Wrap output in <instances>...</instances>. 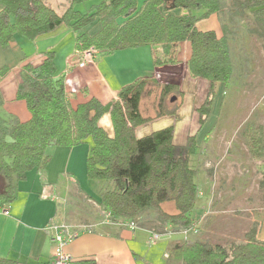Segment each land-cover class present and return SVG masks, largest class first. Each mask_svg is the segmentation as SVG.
I'll return each mask as SVG.
<instances>
[{
    "label": "trees",
    "instance_id": "trees-1",
    "mask_svg": "<svg viewBox=\"0 0 264 264\" xmlns=\"http://www.w3.org/2000/svg\"><path fill=\"white\" fill-rule=\"evenodd\" d=\"M84 1L69 0L57 12L44 0H0V48L8 49L16 36L34 40L67 26L77 33L74 52L78 56L89 48L98 54L148 45L154 66L163 67L179 62L180 47L185 43L187 75L207 82L198 116L201 127L210 117L218 86L224 89L233 72L228 26L222 17H248L253 26L249 31L260 39L264 53V0H101L81 13L75 6ZM212 14L222 22L220 37L195 27ZM94 26L97 30L90 31ZM54 59L55 52L48 50L39 65L22 68L16 98L24 101L29 119L21 122L0 114V205L16 198L17 184L28 172L49 163L47 148H73L89 142L86 176L99 182L95 202L102 214H109V222L131 221L136 228L158 234L191 228L198 195L192 164L198 151L196 136L175 145L171 126L139 138L135 134L148 120L140 113L145 88L160 89L156 116L161 117L170 116L164 112V99L171 91H179V86L160 84L149 75L123 86L117 99L108 103L89 97L74 104L64 76L57 75ZM6 71V67L0 68V76ZM105 114L111 133L99 125ZM241 135L250 158L264 159L262 126L248 123ZM167 203H172L173 212L164 211L162 205ZM245 236L244 241L226 246L183 239L167 250L164 264H264V240L257 238L255 226ZM0 264L14 263L0 259ZM71 264L95 262L88 258Z\"/></svg>",
    "mask_w": 264,
    "mask_h": 264
},
{
    "label": "rangeland",
    "instance_id": "rangeland-1",
    "mask_svg": "<svg viewBox=\"0 0 264 264\" xmlns=\"http://www.w3.org/2000/svg\"><path fill=\"white\" fill-rule=\"evenodd\" d=\"M44 1L57 12H62L69 3V0ZM100 1L85 0L75 9L85 13ZM137 2L141 3L142 0ZM222 18V22L228 26L226 38L233 72L224 89L218 86L217 98L207 123L203 127L198 123L207 82L187 75L186 57L176 64L177 75L168 78L165 74L155 76L160 84L179 86V91H171L164 99V112H170V116H156L160 89L148 85L140 102V113L148 120L136 128L135 134L139 138L171 126L175 145H183L188 136H196L198 151L192 164L196 169L194 179L198 195L191 215L195 228L186 235L168 231L165 234H172V238L179 240H201L226 246L231 242L244 241L245 234L252 226L256 228L257 238L264 240V159L250 158L241 135L248 123L261 125L264 134V53L260 39L249 31L253 26L248 17ZM217 22L220 37L222 22L218 18ZM173 76L183 82L180 84ZM170 78L175 82L168 81ZM89 144L85 142L74 148L70 174L67 178L62 177L58 186L78 190L77 194L73 192L75 199L68 200L72 216L79 219L91 213L93 217L98 214L104 220L106 217L95 202L99 182L91 181L86 176L85 155ZM46 151L52 153L53 147ZM70 177L74 183L68 181ZM87 196L93 200H87ZM62 198L63 195L58 200ZM162 207L167 213L174 210L172 203ZM161 255L162 252L156 256V264L166 263Z\"/></svg>",
    "mask_w": 264,
    "mask_h": 264
},
{
    "label": "crops",
    "instance_id": "crops-1",
    "mask_svg": "<svg viewBox=\"0 0 264 264\" xmlns=\"http://www.w3.org/2000/svg\"><path fill=\"white\" fill-rule=\"evenodd\" d=\"M195 27L200 31L212 30L218 36V22L214 14L198 21ZM97 28L94 26L90 31H96ZM76 35L71 28L60 26L34 40L16 36L8 49L0 48V68H7L5 74L0 76L1 115H9L21 122L29 119L24 101L16 98L22 68L26 64L39 65L43 53L48 50L55 52L57 75L64 76L66 90L72 93L74 104L89 97L105 104L117 99L119 90L138 78L177 75V65L154 66L148 45L110 53L99 52L92 63L79 68L76 65L78 55L74 52ZM187 56L188 47L183 43L180 59ZM173 78L180 84L183 82L175 76ZM174 79L168 81L175 82ZM99 125L106 131L111 129L108 114L101 117ZM74 148L53 147L49 163L41 170L28 172L25 179L17 184L16 198L11 203L0 205V259L10 260L14 264H51L53 245L45 228L54 222L77 229L89 228L79 233L64 248L74 261L90 258L95 264H156V256H160L161 252L162 259L166 261L163 254L181 241L172 238V234H165L160 241L148 245L146 228L129 230L120 223L101 219L98 214L93 217L90 213L79 219L70 214L68 200H74L73 192L77 194L78 190H75V186L72 191L58 184L62 177L67 178L70 174ZM68 181L74 183L71 177ZM62 195V200H58ZM87 200L93 199L89 197ZM2 210H7L8 215H4ZM161 257L158 260L161 261Z\"/></svg>",
    "mask_w": 264,
    "mask_h": 264
},
{
    "label": "built area",
    "instance_id": "built-area-1",
    "mask_svg": "<svg viewBox=\"0 0 264 264\" xmlns=\"http://www.w3.org/2000/svg\"><path fill=\"white\" fill-rule=\"evenodd\" d=\"M96 55V50L93 48H89L88 50L83 51L77 59L76 65L79 68L84 67L85 65L92 63L94 57ZM2 213L4 215H8L7 210H2ZM108 213L104 214L106 217L104 220L108 221ZM122 226H125L129 230H134L136 229V226L133 222L128 221V222H122L120 223ZM194 225L184 231H181L180 233L183 235H186V233H189L190 230H192ZM50 236V241L53 245V258H52V263L51 264H71L73 261V258L71 257L70 254L66 253L64 251L65 246L71 242L74 238H76L79 233L83 231L89 230L88 227H83V228H73L70 227L69 225L66 224H56L54 222L49 223L46 228H45ZM165 234H158L155 232H149L148 231V237H147V244L148 245H153L156 242L159 241ZM169 235V234H166ZM165 257L168 256V253L164 255Z\"/></svg>",
    "mask_w": 264,
    "mask_h": 264
}]
</instances>
